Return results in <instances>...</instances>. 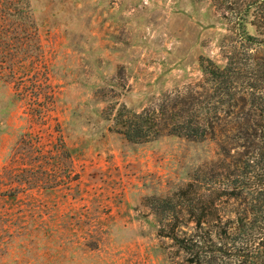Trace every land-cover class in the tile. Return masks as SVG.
Instances as JSON below:
<instances>
[{"label": "rangeland", "instance_id": "374dc122", "mask_svg": "<svg viewBox=\"0 0 264 264\" xmlns=\"http://www.w3.org/2000/svg\"><path fill=\"white\" fill-rule=\"evenodd\" d=\"M15 3L0 24V264L180 263L161 219L215 145L131 143L112 120L171 104L200 57L221 63L225 21L205 0Z\"/></svg>", "mask_w": 264, "mask_h": 264}, {"label": "trees", "instance_id": "16d2710c", "mask_svg": "<svg viewBox=\"0 0 264 264\" xmlns=\"http://www.w3.org/2000/svg\"><path fill=\"white\" fill-rule=\"evenodd\" d=\"M205 1L226 23L221 63L200 57L201 77L171 104L121 105L113 129L131 143L172 135L215 145L162 216L164 236L183 255L174 264H264V0ZM2 3L0 24L16 4Z\"/></svg>", "mask_w": 264, "mask_h": 264}]
</instances>
